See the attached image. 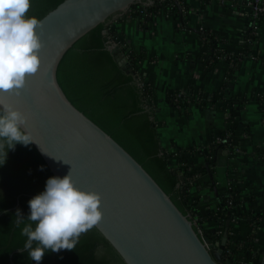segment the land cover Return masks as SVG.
Returning a JSON list of instances; mask_svg holds the SVG:
<instances>
[{
	"label": "water",
	"instance_id": "obj_1",
	"mask_svg": "<svg viewBox=\"0 0 264 264\" xmlns=\"http://www.w3.org/2000/svg\"><path fill=\"white\" fill-rule=\"evenodd\" d=\"M140 1L153 0L59 2L40 18L39 72L21 96L0 97L28 115L38 143L28 146L54 177L71 170L79 188L100 194L96 228L126 264H231V219L219 240L203 238L179 195L184 178L172 177L151 126L153 105L137 106L125 57L110 42L118 64L103 39L102 22Z\"/></svg>",
	"mask_w": 264,
	"mask_h": 264
},
{
	"label": "crops",
	"instance_id": "obj_2",
	"mask_svg": "<svg viewBox=\"0 0 264 264\" xmlns=\"http://www.w3.org/2000/svg\"><path fill=\"white\" fill-rule=\"evenodd\" d=\"M185 3L179 14L160 7L147 19L148 23L136 16L123 20L120 17L123 13L112 19L117 20L115 28L131 49L140 54L138 68L155 90L158 107L154 120L162 145L197 147L194 164L201 171L189 183L188 191L201 212L219 209L221 196L229 199L233 195V185L240 190L236 207L250 212L264 206V21L255 33L252 51L229 77L230 61L224 57L209 60L204 36L207 31L215 33L223 39V47L240 51L252 19L248 0H185ZM226 82L228 94L240 103L223 107L221 102L215 106L192 102L187 108L178 109L166 100L168 94L179 89L195 96L200 93L210 96L219 93ZM239 120L233 140L242 151L234 152L227 143L216 151L212 147L214 163L209 164L205 146L217 134L232 130ZM253 195L256 197L251 199ZM204 226L221 229L215 220L204 222ZM230 226L240 238L235 251L239 258L260 264L264 254V219L258 224L231 220Z\"/></svg>",
	"mask_w": 264,
	"mask_h": 264
},
{
	"label": "trees",
	"instance_id": "obj_3",
	"mask_svg": "<svg viewBox=\"0 0 264 264\" xmlns=\"http://www.w3.org/2000/svg\"><path fill=\"white\" fill-rule=\"evenodd\" d=\"M62 0H31V8L28 12V16H36L41 18L46 14L50 9L55 7ZM185 2V1H184ZM144 1L137 2L131 7L140 8ZM186 6V3L183 6ZM166 8V11L169 13L179 14V10L182 8V4L178 0H153L151 3H148V10H153L157 13L160 10V7ZM188 6V5H187ZM142 9V7L140 8ZM135 13V16L145 17L149 19L150 16H143L142 12ZM249 23V27L245 31L244 43L241 53L235 54L232 50L227 47L222 46L223 39L220 38L217 34L208 32L205 33V42L204 45L207 48V58L217 60L220 57H224L230 61L231 70L228 73V76L231 77L233 73L240 68L242 59L249 55L252 51L253 40H255L256 34L252 31V21ZM258 22L262 25L264 21V16L258 17ZM107 21L102 22V24L107 25ZM106 26L101 27V33L103 39L111 52L113 58L118 63L115 58L114 52L109 47L110 38L107 32H104L103 29ZM231 56V57H230ZM119 64V63H118ZM119 66L123 69L126 74H133V83H134V93L136 98L137 106L150 105V102H147V91L146 89L138 82L134 70L127 71L128 67L131 64H126ZM228 82L220 89V92H215L212 95L200 93L196 100L192 98V101H197L202 106H215L217 103H222L223 107L227 105H233V103H240L241 101L237 98H234L233 95L228 94ZM174 94L170 93L167 95L166 100L172 105H175L173 100ZM192 102H188L185 98L181 99V107H188ZM236 108V107H235ZM156 107L153 105V120L151 123L152 127L156 128V138L160 139L158 130L156 127V122L154 120V113ZM233 111V110H232ZM234 113V111H233ZM238 122H235L231 127L233 134L237 132ZM221 140L214 141L211 139L209 144L213 147V150H217L218 147L224 146L228 140L226 136L222 133ZM161 145V151L165 153L166 156V165L172 175L176 180L179 179V174L175 168H173V158L172 151H168L167 147ZM181 151L178 160L188 163L192 166L191 169L184 168L185 175L197 174L201 171L200 167L195 166L194 156L196 155L197 147H188V148H179ZM190 150V151H189ZM202 151V149H198ZM189 151V153L187 152ZM188 153V154H187ZM211 153V154H210ZM208 152L206 155L208 157L209 164L214 163V152ZM213 153V154H212ZM41 166L43 170H41ZM54 177L53 174L47 169V167L42 163V161L37 157V155L30 149L29 146H24L17 144L15 150H9L6 163L3 166H0V264H36L35 261H32L28 257V252L24 250V244L26 242V237L21 235L22 228L26 223H29L26 218L20 219L16 216L17 210L19 209L25 217L30 214L28 201L31 200L34 196L42 193L46 188V181L49 178ZM178 184L179 195L183 205L186 207L187 211L190 210L196 212L199 215L201 222H206L209 220H217V217L223 216V224L228 218L233 221H244L247 223L258 224L260 218L264 219V206H260L258 209L253 208L250 212L241 211L236 207V204L240 202V198L234 196L235 206L233 207L229 204L228 199L225 196H221V207L217 210L207 211L202 213L200 207L195 203L194 196L188 191L189 184L186 180H180ZM236 187V188H235ZM234 191H240L238 185H233ZM234 195V194H233ZM256 195L251 196V199L255 198ZM33 227L35 225L33 224ZM229 236L233 238L235 242L240 241V238L237 236V232L233 230L232 226L229 227ZM204 235L207 238L219 239L221 235L218 232H214L212 228L208 229L205 227ZM230 261H233V264H242L238 261L236 257H231ZM40 264H126L121 255L117 250L112 246V244L107 240V238L94 226L87 233H84L80 236L79 242L76 245L74 250H61L59 253L46 252L44 258ZM243 264H258L251 262H243Z\"/></svg>",
	"mask_w": 264,
	"mask_h": 264
},
{
	"label": "clouds",
	"instance_id": "obj_4",
	"mask_svg": "<svg viewBox=\"0 0 264 264\" xmlns=\"http://www.w3.org/2000/svg\"><path fill=\"white\" fill-rule=\"evenodd\" d=\"M30 8L31 0H0V93L21 96L28 77L40 70L44 43L38 29L43 28V21L28 16ZM27 120L28 115L21 109L0 97V166L6 163L9 150H15L17 144H38L26 130ZM41 151L52 156L42 148ZM28 204L30 214L25 217L18 209L16 216L29 222L21 235L27 238L24 250L36 264H40L46 252L74 250L80 236L96 226L103 216L100 194L79 188L71 170L63 178H49L45 190Z\"/></svg>",
	"mask_w": 264,
	"mask_h": 264
},
{
	"label": "built area",
	"instance_id": "obj_5",
	"mask_svg": "<svg viewBox=\"0 0 264 264\" xmlns=\"http://www.w3.org/2000/svg\"><path fill=\"white\" fill-rule=\"evenodd\" d=\"M161 1H164V0H161ZM184 1L185 0H178V2H180L182 4V6L185 3ZM248 4L251 7L252 19L254 17V20L252 21V27H253V30L252 31L257 34V32H258V30H259V28L261 26L259 24V22H258L257 19L260 16H264V0H248ZM147 5H148L147 2L143 3L142 6H140V8L142 7V9L137 8V7H135V8L134 7H131L130 8V10H131L130 17L135 16V13L138 12V9H140L139 12H142V13L144 11H147L148 14H150V16L153 15V14H155V12L153 10H148ZM128 10H126V11H124L122 13H125ZM120 17H122V16H120ZM116 21H117L116 19H112L111 22H108L107 25H106V30H107L108 36L110 38V41L114 44L115 47H117L120 50V52L125 57V59H126L125 65L126 64H131V66L128 67V68L130 70H134L135 76H136L138 82L146 89V91H147V94H146L147 102H150L152 105L155 106V104H154V102H155L154 99L156 97L155 90H154L151 82L140 72V70L138 68V62L141 59L140 54L134 52L131 49V47L129 46L127 40L115 28L114 22H116ZM204 38H205V36H204ZM255 40H253V43L255 42ZM205 41L206 40L204 39V42ZM237 53L240 54L241 51L235 52V54H237ZM225 57L226 56H224V58ZM173 94H174L173 100L175 102V105L174 106H176V108H181V106H182L181 105V99L182 98H185V100H187L188 102H197V101H192V98H194L195 100L197 98H199L198 96H195L194 94H191L190 91L181 90V89H179L177 91H174ZM223 134L226 136L225 138L228 140L227 144L233 149L234 152H241L242 151V147L235 140H233L234 134H233V131L232 130L228 129ZM220 135L221 134H217L216 136H214L213 137V139H215L214 141L221 140V136ZM205 148H206L207 151H209V153L212 152V150H211V148H212L211 144H208L207 146H205ZM167 149H168V151H172L171 158H173V160L175 158H178L180 156V153L179 152L181 150L177 146H170V147H167ZM173 168L176 169V171L178 172V174L181 175L184 178V180H186V182L188 184L189 183L191 184L193 182V180H194V177L197 175V174L185 175L184 168H188V169H191L192 168L191 165H189V164H187L185 162H179V161H175L174 160V162H173ZM188 190H189V187H188ZM233 194L236 197L238 196V192L233 193ZM234 195H231L229 197V199H228V202H229V204H231V206H233V204L235 205ZM189 214H190L191 217H193V219L197 223L199 229L201 230L202 236H203V238L205 240L210 239V240H213L214 241V240H219L220 239V238L219 239L207 238L204 235V231H205L204 223L201 222V219H200L199 215H197L196 212H194L192 210L189 211ZM223 220H224V217L223 216H220V215L217 217V220H216V222L219 224V226L221 228V229H219V230L216 231L219 234H223V227H224ZM236 248H237L236 242L233 240V238H230V236H229L228 241H227V244L225 246V257L229 260V262L231 264H233V261H230V258L231 257H236L238 259V261L241 262L242 264H243V262L255 263L254 260H245V259L239 258V255L235 252L236 251Z\"/></svg>",
	"mask_w": 264,
	"mask_h": 264
},
{
	"label": "rangeland",
	"instance_id": "obj_6",
	"mask_svg": "<svg viewBox=\"0 0 264 264\" xmlns=\"http://www.w3.org/2000/svg\"><path fill=\"white\" fill-rule=\"evenodd\" d=\"M130 10V9H129ZM127 11V12H125V13H123V16H122V18H124V19H126V17H130V13H131V10L130 11ZM143 13H145L143 16H145V15H147V16H150V14H148V12L147 11H144ZM123 19V20H124ZM139 19H141V21H143V23H148L149 22V20H147L145 17H140ZM111 20H112V18L111 19H109L108 20V22H111ZM107 22V23H108ZM114 25H115V23H114ZM154 104H155V107L157 108L158 107V98L157 97H155V99H154ZM175 108H176V106H174ZM178 109H182V107L181 108H178ZM224 229H225V227L223 228V231H224ZM222 233V232H221ZM221 236H222V234H220ZM221 238V237H220Z\"/></svg>",
	"mask_w": 264,
	"mask_h": 264
}]
</instances>
